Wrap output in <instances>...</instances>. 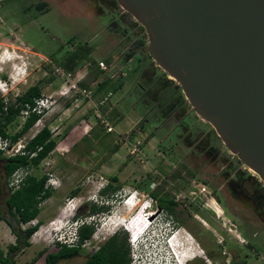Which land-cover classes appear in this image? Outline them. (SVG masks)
<instances>
[{"label": "rangeland", "instance_id": "obj_1", "mask_svg": "<svg viewBox=\"0 0 264 264\" xmlns=\"http://www.w3.org/2000/svg\"><path fill=\"white\" fill-rule=\"evenodd\" d=\"M106 10L97 0H0V55L5 54L0 56V78L6 81L0 97L7 104L15 102L28 87L36 85L40 96L51 95L56 100L16 141L5 137L14 150L47 125L57 142L37 166L20 167L23 173L45 174L52 194L39 204L37 218L19 225L25 229L41 222L29 245L11 254L14 264H44L45 255L55 252L59 243H74L73 216L85 202L83 212L93 203L108 209L87 218L94 233L80 246V253L55 264H82L89 252L112 235L127 236L129 264H176L165 245L171 234L177 236L170 241L176 237L179 240V236L191 237L201 253L195 262L264 264L263 220L256 205L233 198L228 187L230 177L222 172L235 154L218 136L219 142L212 136L206 138V131L213 128L191 107L173 112L168 118L164 117L166 106L162 108V119L155 114L156 108H150L152 102L145 97L156 104L166 87L154 80L163 70L156 71L146 33L130 14L124 19L133 24V31L126 22L109 20L111 13L102 14ZM140 37L146 40L144 45L139 43ZM4 48L12 52V58L3 53ZM15 52L22 57L13 58ZM73 57L79 58L71 62ZM55 67L61 68L66 77L53 74ZM16 73L19 76L14 81ZM64 82L74 88L61 96L57 91ZM138 84L144 86L143 94ZM85 89L90 91L89 96L83 93ZM26 118L20 111L7 126L8 134L18 132ZM182 119L191 128H195L197 119L200 134L189 136L191 129L183 127L179 135L172 136L170 132L178 133L175 124ZM102 120L112 125L113 131L107 132ZM127 134L130 137L126 142L122 135ZM131 144L138 145L134 154L130 153ZM209 144L218 145L220 151L207 152ZM1 152L2 157H8V151ZM241 165L262 182L255 172ZM113 176L118 178L113 185L120 184L118 200L111 199L110 190L102 198L100 190ZM141 184L150 188L143 190ZM14 187L4 179L0 159V250L4 253L16 242L6 220L17 224L5 204ZM76 188L77 193L71 195ZM131 193L135 195L128 198ZM160 197L176 202L173 212L159 205ZM130 199L138 209L122 222L127 213L123 201ZM75 205L72 216L60 218L64 210ZM141 210L146 214L144 219L151 214L150 226L142 223L141 231L129 230L127 224L139 218ZM136 234H141L138 243L133 242Z\"/></svg>", "mask_w": 264, "mask_h": 264}, {"label": "water", "instance_id": "obj_2", "mask_svg": "<svg viewBox=\"0 0 264 264\" xmlns=\"http://www.w3.org/2000/svg\"><path fill=\"white\" fill-rule=\"evenodd\" d=\"M194 113L264 184V0H116Z\"/></svg>", "mask_w": 264, "mask_h": 264}, {"label": "trees", "instance_id": "obj_3", "mask_svg": "<svg viewBox=\"0 0 264 264\" xmlns=\"http://www.w3.org/2000/svg\"><path fill=\"white\" fill-rule=\"evenodd\" d=\"M139 43L141 45H144L146 43V40L140 37ZM84 49L83 51H85ZM129 55L130 54H128V56ZM78 58L79 57L74 59L73 57L71 59V62H75L76 60H78ZM157 68L160 69L159 67ZM158 75V80H162L166 87L164 88L165 90L163 91V93L168 90L164 98L168 101L170 100V87L174 86L176 88V93L178 94L177 98L179 99V101H182L184 108H190L191 106L184 97L180 86L173 79L167 78L168 75L165 72L162 71ZM104 84H102V86ZM120 85L121 83L117 86H113V90L118 89ZM40 93L41 92L39 86L33 85L28 87L25 92L18 96L15 99V102L7 104L0 97V135H2L3 137H9L12 141H16L39 119V114L30 113L18 132H15L12 135L8 134L7 132V126L13 121L14 117L17 116L19 112L24 108L25 103L33 105L34 98L40 96ZM56 144L57 142L52 137V132L50 128L47 125H44L29 140L26 141V143L23 145V153L15 154L14 156L9 157H2V152L0 150V159L2 160V174L4 176V179L8 178L13 173V171L22 166H37L40 161L55 148ZM33 152H35V155L31 156L30 154ZM46 179L47 176L45 174L41 176L28 174L19 188L12 191L9 190L8 195L5 199V204L8 213L17 225L15 226L13 222L9 219H7L6 222L8 223L11 228V231L15 235L16 242L14 244L9 245L5 253L0 250L1 264H14L11 254L16 250L29 245L30 237L41 224L40 220H38L35 224H33L32 226H28L25 229H22L19 226L37 218L38 214L40 213L39 204L51 196L52 190L51 188H48L46 186ZM117 180L118 178L116 176H113L110 181L105 184V186L100 190L102 198L103 195L107 194V191L110 190L112 193L111 199L118 200L117 191L120 188V184L113 185V182ZM140 188L143 190H148L150 187L145 184H141ZM77 191L78 188L73 190L71 195H75ZM85 205L86 202L76 210L73 216L75 220L90 217L91 215H94L96 213L98 214L99 212L104 213L105 210L108 209V206L98 207L96 206V204L93 203L90 204L88 210L83 212L82 208H84ZM159 205L165 208L167 211L173 212L174 205H176V202L172 199L166 200L165 198L160 197ZM1 219L2 217L0 215V220ZM93 233L94 227L90 225L88 221H85L83 224L79 225L76 228L75 242L71 245L66 243H59L58 248L55 252L47 253L45 255L44 264H55L61 259H68L78 255L80 253V246L88 239H90ZM126 238V235H123L121 237H118L117 235H112L98 249L94 250L93 252H89L85 261L82 264H129V247L126 243Z\"/></svg>", "mask_w": 264, "mask_h": 264}, {"label": "flooded vegetation", "instance_id": "obj_4", "mask_svg": "<svg viewBox=\"0 0 264 264\" xmlns=\"http://www.w3.org/2000/svg\"><path fill=\"white\" fill-rule=\"evenodd\" d=\"M97 1L104 4L107 7V10L105 12H102V14H105L106 12L112 14L111 16L109 15L110 16L109 20L112 18L113 19L116 18L122 24H124L126 22V24L130 27L131 31H133V26H132L133 24H129L128 20L126 18L124 19V17H126V15L128 16L129 13L122 12L121 9L119 8V5L116 2V0H97ZM126 24H125V26H127ZM156 71L159 72V69H157ZM159 74H160V72H159ZM158 76L155 77L154 80H157L159 83L162 82V84H164L162 80H160V81L158 80ZM167 78H168V76H167ZM161 79H162V77H161ZM138 86H139L140 90H142V94H143L145 92L144 86L141 84H138ZM167 92H168V90H166L164 93H162L161 97H159L156 100V104H155V101L153 99H151V97H148V96L145 97L144 96L145 98H148L151 100L152 104L149 105V107L150 108L151 107L156 108L155 114L159 115L160 119H162L161 118L162 112H163V114H165V111H162V108H165V105H166V109H165L166 114L164 117H166V118H168L167 116H169L173 112H178L179 110H182V111L185 110L184 105L182 104V101L181 100L179 101V99L177 98L178 94L176 93V88L174 86L170 87V95H169L170 100L169 101L164 98V96ZM164 99H165V101H164ZM187 109L188 108H186V110ZM188 113H190V111L187 113L185 112L183 114L184 115L183 119ZM183 119L181 120V122H179V123L177 122L178 124H175V128H178L179 131H178V133H175L172 130V133L170 132V134H172V136L175 137V136L179 135L180 132L183 131V127H186V128L189 127V125H187L183 122ZM195 120H196L197 125H195V128L189 127V129H191L190 132H188L189 136L191 135L190 133H193V134L195 133V136H196L197 134H200V132L202 130L199 126L200 122H198L197 119H195ZM206 134H207L206 138L212 136L216 142H219V140H217V135L215 134L213 129L206 131ZM218 147H219L218 145L216 146V145L209 144L208 147H206V151L210 152L211 149H213L215 151H217V150L220 151ZM224 151L228 152L227 150H224ZM221 157L225 158L226 156H225V154H221ZM231 159L232 160H228L229 162L227 164L225 163V165H224L225 170L222 171L226 177H230V180L228 182V187L230 189V193L232 194L233 198L243 200L245 203L249 202L254 206L256 205L255 207H257V212H258L257 214L260 215V218L263 220V224H264V185H263V183L260 182L253 174H250L249 172H247L246 168H244L241 165V161L235 155H233L231 157ZM223 160L227 161L226 159H223ZM103 243L104 242H102L96 249H98ZM190 264H206V263H204L203 261H197V262L192 261V262H190Z\"/></svg>", "mask_w": 264, "mask_h": 264}, {"label": "built area", "instance_id": "obj_5", "mask_svg": "<svg viewBox=\"0 0 264 264\" xmlns=\"http://www.w3.org/2000/svg\"><path fill=\"white\" fill-rule=\"evenodd\" d=\"M9 54V57L12 56V52L10 53V51L7 48H4L3 53ZM5 55V54H2ZM0 55V56H2ZM7 56V60H10L11 58H9ZM18 57L21 58L22 55L18 54V53H14L13 58ZM99 65L101 68L105 69L106 66L104 65V62L100 61ZM13 67H20L18 65L12 64ZM22 68V67H21ZM53 74H55L56 76H59L63 79V77H66L65 72L61 70V68H54L53 69ZM0 85L2 86L3 89L6 90V81L2 80L0 78ZM74 86H67L66 83H62L60 85V89L57 91L61 96H65L66 93L70 90V88ZM0 91H2V93L4 92L3 90L0 89ZM83 93L85 95H90V91L89 90H83ZM56 100L51 98V95L47 96V97H43V96H38L34 98V103L33 105L29 104V103H25L24 108L21 110V113L24 114L25 117H28L30 113H36V114H40L43 113V111L46 110H50L51 106L54 104ZM39 120V119H38ZM38 120L35 122V124L38 123ZM102 122L105 125V129L107 132H111L113 131V126L110 125L106 120H102ZM130 137V134L127 135H122V139L125 140L126 142L128 141V138ZM3 144V145H2ZM132 148L130 150L131 154H134L138 151V145L137 144H131ZM23 146H18L17 148H15L13 150L12 148V143H10L5 137H3L2 135H0V150H5L8 151V157L9 156H14L15 154H19V153H23L22 152ZM12 151V152H11ZM35 155V152L31 153V156ZM22 168H17L15 171H13V173L7 178L8 179V186L12 187L15 186L13 188V190L17 189L20 187L21 183L23 182L25 176L28 174L27 171L25 173L22 172V170H20ZM20 170V173H19ZM46 186L48 187V182L46 183ZM87 218H80L78 220H75V227L77 228L79 225L83 224L85 221H87ZM76 237V235H75ZM1 264V263H0Z\"/></svg>", "mask_w": 264, "mask_h": 264}, {"label": "bare ground", "instance_id": "obj_6", "mask_svg": "<svg viewBox=\"0 0 264 264\" xmlns=\"http://www.w3.org/2000/svg\"><path fill=\"white\" fill-rule=\"evenodd\" d=\"M1 58V57H0ZM2 62V61H1ZM16 77H14V81L15 79L17 78L18 79V76L19 74L16 73ZM0 89L4 91V89L2 88V86L0 85ZM123 201V200H122ZM124 204H125V209L127 211V213L123 216V221L122 222H125L127 221V218L129 217L130 214H132V210L133 209H138V205L137 203H134L133 201H130V200H127V201H123ZM129 202V203H128ZM217 207V206H216ZM215 207V210H217L218 213H220V210L219 208H216ZM77 206H70L68 207L66 210H64L61 215H60V218L61 219H66V218H69L70 216L73 215L74 211L76 210ZM144 210H141L140 213H139V218L136 217L134 218L129 224H127V226L129 227V230H132V231H141L139 230V228H141V224L143 223L144 225L143 226H150L151 224V214L147 216V218L144 219V217L146 216L145 212H142ZM142 213V215H141ZM144 214V215H143ZM148 214V213H147ZM118 222V221H117ZM121 223V221H120ZM106 225V224H105ZM141 234H136L134 235L135 238H138ZM134 238V239H135ZM191 238V237H190ZM190 238L188 239H180V236L178 237L179 240H177V237L174 239V251L178 254H182L183 257H186L188 255L190 256H200V252L199 250L196 248V244L194 243V241H192ZM167 242V241H166ZM166 245V249H169V245L168 244H165ZM184 253V254H183Z\"/></svg>", "mask_w": 264, "mask_h": 264}, {"label": "clouds", "instance_id": "obj_7", "mask_svg": "<svg viewBox=\"0 0 264 264\" xmlns=\"http://www.w3.org/2000/svg\"><path fill=\"white\" fill-rule=\"evenodd\" d=\"M133 195H135L134 193H132Z\"/></svg>", "mask_w": 264, "mask_h": 264}]
</instances>
